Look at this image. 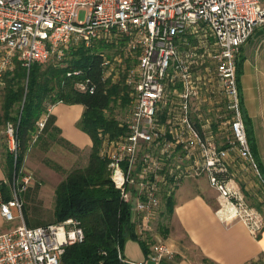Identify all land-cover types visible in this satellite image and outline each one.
I'll list each match as a JSON object with an SVG mask.
<instances>
[{
  "label": "built area",
  "instance_id": "obj_1",
  "mask_svg": "<svg viewBox=\"0 0 264 264\" xmlns=\"http://www.w3.org/2000/svg\"><path fill=\"white\" fill-rule=\"evenodd\" d=\"M82 9L85 19L79 21ZM262 25L264 0H0V86L15 62L28 71L35 63H61L72 46L88 47L101 40L122 43L125 56L136 61L126 77L135 93L134 106L127 134L105 140L100 156L107 161L109 177L122 200L137 216L133 221L137 235L144 238L186 178L204 176L219 192L218 198L233 205L237 193L231 179L226 180L232 150L259 174L242 120L237 59L240 47ZM101 56L102 80H107L112 68ZM79 74L82 70L67 72L69 77ZM206 76L216 88H208ZM75 88L82 93L95 91L86 78ZM215 92L222 99L218 131L233 138L222 148L216 146L207 123L212 108L206 112L204 107L212 105ZM209 93L212 96L205 95ZM57 103L61 101L47 103L46 113L35 122L29 149ZM4 135L16 166L17 126L7 124ZM22 174L21 168L11 180L0 181V214L5 222H18L0 233V264H61L65 248L83 240L80 223L69 218L27 226L22 194L32 176ZM217 212L224 221L238 217L253 237L263 230L262 219L251 209L234 207L229 215L221 207ZM150 245L147 261L127 263L158 264L175 256L164 243ZM118 257L125 261L120 252Z\"/></svg>",
  "mask_w": 264,
  "mask_h": 264
},
{
  "label": "trees",
  "instance_id": "obj_2",
  "mask_svg": "<svg viewBox=\"0 0 264 264\" xmlns=\"http://www.w3.org/2000/svg\"><path fill=\"white\" fill-rule=\"evenodd\" d=\"M75 48L70 47V52L75 49V53L69 63L65 62V58L61 63H48L45 69L35 63L27 71L19 62H15L14 69L5 73L4 88L0 90V130L7 121H12L17 126L21 152L16 166L6 149L0 155V163L5 178L11 180L14 171L21 167L36 128L35 122L42 113H46L47 103L61 101L66 104H81L84 111L76 126L89 136L92 145L86 165L67 172L55 187L53 223L69 218L78 220L83 230V240L68 245L60 261L61 264H128L118 257L124 241L137 240L143 251L148 253L151 240L149 236L140 238L136 234L130 216L131 205L122 200L119 190L109 177L107 161L100 156L105 140L124 136L128 132L114 117L105 115V111L110 110L112 97L119 95L122 87L116 85L109 88L108 80H102L100 53L84 50L81 45ZM63 64L68 66L64 67ZM76 69L82 70V79L86 78L94 85L95 91L92 94L79 92L75 88L79 79L67 76L69 70ZM54 122V116L49 114L43 130L47 139L72 147L63 139L57 138L58 129ZM245 130L250 143L247 125ZM52 168L60 170L58 166ZM3 191L4 198L8 199L7 187ZM164 206L169 215L174 206L173 196L166 200ZM26 221L31 227L39 225L32 226L27 217ZM250 264H264V258Z\"/></svg>",
  "mask_w": 264,
  "mask_h": 264
},
{
  "label": "crops",
  "instance_id": "obj_3",
  "mask_svg": "<svg viewBox=\"0 0 264 264\" xmlns=\"http://www.w3.org/2000/svg\"><path fill=\"white\" fill-rule=\"evenodd\" d=\"M237 65L242 120L249 130L252 157L264 180V25L257 27L240 47ZM83 111L81 104L61 102L49 114L55 118L57 138L76 150L89 152L91 139L76 126ZM44 146L47 148V144ZM4 178L0 163V181ZM183 182L173 195L172 212L167 215L164 206L158 217L160 224L157 228L152 225L153 230L146 233L151 244L161 242L175 252L174 258L165 257L158 264H250L264 258V229L253 237L243 221H224L210 192L190 183L184 187ZM130 213L133 222L137 216L131 210ZM17 224L5 222L0 214V233ZM150 246L145 253L137 240L126 239L121 256L128 263H143L148 259Z\"/></svg>",
  "mask_w": 264,
  "mask_h": 264
},
{
  "label": "rangeland",
  "instance_id": "obj_4",
  "mask_svg": "<svg viewBox=\"0 0 264 264\" xmlns=\"http://www.w3.org/2000/svg\"><path fill=\"white\" fill-rule=\"evenodd\" d=\"M85 15L86 11L84 9L79 10L78 20L84 21ZM80 45L83 46L84 50H88L89 52L104 54L106 59L110 61V66L112 69L110 70L111 75L107 79L109 88L110 86L112 87L118 85L122 87V90L119 95L112 97V101L109 104L110 110H106L105 115L108 117H114L128 130L130 116L134 106L135 93L132 86L127 84L126 77L136 66V61L125 56V53L121 47L122 43L109 44L108 42L101 40L98 42H93L88 47L83 44ZM77 46L78 45L72 47L75 48ZM75 49H73L72 52H70V48L68 49V52L70 53L66 56L65 62L69 63L73 60L72 54L75 53ZM47 66L48 64H44L42 65V68L45 69ZM62 66L66 67L68 64H63ZM74 77L79 79L77 82L82 81V74L76 75ZM208 79L209 76H206L204 79V83H206L208 88H211V85L215 86L216 88V82L212 79L210 82H208ZM2 88H4V84L0 86V90ZM205 95L212 96L211 93ZM220 98L221 96L215 92L211 102L212 105L209 106L205 104L204 107L205 111L207 108H212L210 115L208 113L206 115L208 118L207 123H209V127L212 132L213 140L216 142V146L222 148L226 147L227 141H232L233 138L230 136L229 132L222 134L218 131L220 121L217 119V115H219V113L222 111H218L219 109L217 110V108L222 107V99ZM43 114L44 113L41 114L40 118L43 116ZM1 115L2 109L0 103V116ZM12 115L14 116V112H12ZM10 123L15 125L12 121H7L0 130V155H3L6 149L11 155L14 165V159L8 148L6 136L4 135V128ZM118 138L119 137L114 139L116 140ZM46 144L47 148L44 146ZM28 146H30V144ZM43 148L44 150H42ZM88 155L89 152L79 151L70 146L62 145L57 140L54 141L53 139H47V134H45L43 131L35 143L31 145V148H27L20 169L22 168L23 171L21 176L24 174L32 176V181L28 185L27 190L22 194L24 211L29 222H36L39 225L53 223L52 209L54 207L55 187L65 177L67 172L79 167H84L88 161ZM18 160L16 164L18 163ZM227 160L229 169L226 180L228 178L231 179L230 182L234 191L237 193L236 199L234 198L232 200L234 203L233 205L235 206L224 202L223 199L218 198L219 192L209 185L204 176L186 178L183 182L184 187H187V184L190 183L191 186L197 187L201 191L210 192V198L214 200L216 199L217 210H219L221 207H224V209L229 212L228 214L231 215V213H233L234 207H236L238 210H241V207H243L251 209V211L255 212L262 219V221H264L263 180L254 167L249 164L248 161L241 159L235 150H232L229 153ZM56 166H58L60 170L52 168ZM20 169L18 170L20 171ZM225 205L227 206L226 208ZM158 217L152 222V225L156 228L158 223L160 224L161 222V219ZM236 219L238 220V217H236L235 220Z\"/></svg>",
  "mask_w": 264,
  "mask_h": 264
},
{
  "label": "water",
  "instance_id": "obj_5",
  "mask_svg": "<svg viewBox=\"0 0 264 264\" xmlns=\"http://www.w3.org/2000/svg\"><path fill=\"white\" fill-rule=\"evenodd\" d=\"M148 264H155L153 261H149Z\"/></svg>",
  "mask_w": 264,
  "mask_h": 264
}]
</instances>
